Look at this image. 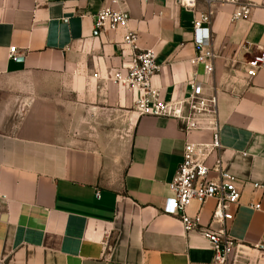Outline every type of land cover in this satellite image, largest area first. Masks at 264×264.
Segmentation results:
<instances>
[{
    "label": "crops",
    "instance_id": "crops-1",
    "mask_svg": "<svg viewBox=\"0 0 264 264\" xmlns=\"http://www.w3.org/2000/svg\"><path fill=\"white\" fill-rule=\"evenodd\" d=\"M239 1L252 9L236 22V6L213 8L207 75L189 63L193 14L178 0H125L127 27L109 32L93 27L109 0H0V264H216L161 211L186 143L217 144L208 165L240 191L224 264H264V67L244 74L264 50V0ZM127 32L155 54L159 102L178 104L191 83L215 96L217 134L142 114L140 92L114 81L129 66ZM214 205L201 207L203 227Z\"/></svg>",
    "mask_w": 264,
    "mask_h": 264
},
{
    "label": "built area",
    "instance_id": "built-area-1",
    "mask_svg": "<svg viewBox=\"0 0 264 264\" xmlns=\"http://www.w3.org/2000/svg\"><path fill=\"white\" fill-rule=\"evenodd\" d=\"M101 2L105 0H99ZM110 6L102 9L93 17V27L96 32H109L126 29L129 15L118 5H124L125 0H109ZM179 5L193 14L191 21L192 42L196 55L189 60L192 66L201 65L204 73L212 74L215 55L211 49L210 24L214 14V6H236L231 22L249 17L252 6L240 4L239 0H178ZM198 8H202L201 11ZM135 36L127 32L124 44L131 48L130 62L123 76L114 75V81L126 86L129 90H138L141 94L137 101L144 115L178 120L183 124L184 132L206 130L218 132V111L215 96H205L199 83L190 84V92L178 104H168L158 101V94L151 87V79L158 72L155 54L152 50H140L135 45ZM11 60L16 58V48L8 50ZM264 67V50L258 49L246 63L244 74L246 78H254ZM96 77V76H95ZM219 146L217 144L186 143L175 176L168 184L171 197L164 200L162 213L176 217L184 233L196 232L210 245L214 252V262L224 264L233 250V240L226 232V224L233 220V210L239 204L240 191L236 179L226 172L216 161L208 165L210 157ZM254 188H261L254 185ZM208 201L214 202V210L210 224H218L220 229L213 231L209 225L203 227L200 221V209ZM196 204L198 209L190 215L187 210ZM252 210L260 206L249 205Z\"/></svg>",
    "mask_w": 264,
    "mask_h": 264
}]
</instances>
